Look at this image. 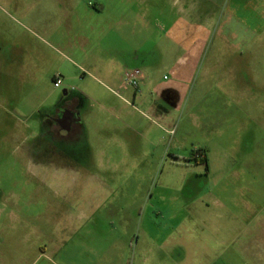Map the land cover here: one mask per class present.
Listing matches in <instances>:
<instances>
[{
  "label": "rangeland",
  "instance_id": "374dc122",
  "mask_svg": "<svg viewBox=\"0 0 264 264\" xmlns=\"http://www.w3.org/2000/svg\"><path fill=\"white\" fill-rule=\"evenodd\" d=\"M58 1L0 0V264H264L248 0H85L106 8L83 14L95 41L78 50ZM65 88L93 101L78 140L54 142Z\"/></svg>",
  "mask_w": 264,
  "mask_h": 264
},
{
  "label": "crops",
  "instance_id": "0c3cea01",
  "mask_svg": "<svg viewBox=\"0 0 264 264\" xmlns=\"http://www.w3.org/2000/svg\"><path fill=\"white\" fill-rule=\"evenodd\" d=\"M100 1V0H98ZM244 7L247 8L250 5L252 6L253 10V20H254V28H262L264 27V0H248L247 2H240ZM58 4H61V7L64 8L65 17H66V23L68 24L69 28L73 29H79L80 33V39L79 42L71 41L68 43V46L71 48H74L75 50L81 49L82 47H87L94 44V41L92 39L93 34L95 35L94 31L96 28L95 22L92 21V19L87 23L86 18L83 16L85 12L87 14H96L100 15L103 11H105V6H101V9H98L99 6L93 5L92 2L86 3L85 0H59ZM104 4V3H103ZM105 5V4H104ZM91 14V15H92ZM100 23H98L97 27H99ZM110 23L105 24V31L104 34L98 33L99 40L106 38L107 35V27H109ZM86 28H88L89 32L86 31ZM103 35V36H102ZM103 37V38H101ZM74 95L76 99L80 100V102L83 104V108L86 107L87 104H89L91 101H93V96L88 94L85 91H80L77 89H70L65 88L63 90V96L64 95ZM101 101V100H100ZM84 102V103H83ZM101 103V102H100ZM104 104V103H103ZM102 104V107L104 106ZM55 107V106H54ZM115 108V107H113ZM84 112H80V119H84ZM204 158L207 159V156L204 154Z\"/></svg>",
  "mask_w": 264,
  "mask_h": 264
},
{
  "label": "flooded vegetation",
  "instance_id": "af4514ba",
  "mask_svg": "<svg viewBox=\"0 0 264 264\" xmlns=\"http://www.w3.org/2000/svg\"><path fill=\"white\" fill-rule=\"evenodd\" d=\"M83 104L74 95H64L55 107L47 112L44 119L45 134L51 141H76L82 132L80 119ZM49 149V148H48ZM51 150L46 153L51 155Z\"/></svg>",
  "mask_w": 264,
  "mask_h": 264
},
{
  "label": "built area",
  "instance_id": "2783aa9c",
  "mask_svg": "<svg viewBox=\"0 0 264 264\" xmlns=\"http://www.w3.org/2000/svg\"><path fill=\"white\" fill-rule=\"evenodd\" d=\"M142 77H143V73L140 70H133L126 74V82L129 83L134 88L138 89ZM54 81H55V86L57 88L62 87L63 80L61 77H56Z\"/></svg>",
  "mask_w": 264,
  "mask_h": 264
},
{
  "label": "trees",
  "instance_id": "16d2710c",
  "mask_svg": "<svg viewBox=\"0 0 264 264\" xmlns=\"http://www.w3.org/2000/svg\"><path fill=\"white\" fill-rule=\"evenodd\" d=\"M198 153H200V155H202V154H201V151H199ZM203 162L206 163V162H207V159L204 158V159H203Z\"/></svg>",
  "mask_w": 264,
  "mask_h": 264
}]
</instances>
